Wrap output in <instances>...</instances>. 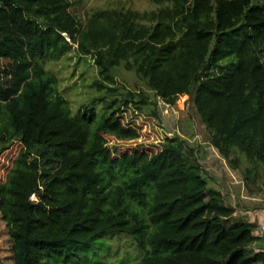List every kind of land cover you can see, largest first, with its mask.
I'll return each instance as SVG.
<instances>
[{"label": "trees", "instance_id": "1", "mask_svg": "<svg viewBox=\"0 0 264 264\" xmlns=\"http://www.w3.org/2000/svg\"><path fill=\"white\" fill-rule=\"evenodd\" d=\"M79 0H0V182L11 264H102L111 239L135 245L131 264H264L255 223L208 187L195 149L166 137L156 152H118L126 120L186 97L209 143L243 179L264 171V0H152L149 10ZM89 62L96 78L76 110L50 65ZM122 67L145 91L121 88ZM83 84V83H82ZM151 94V95H150Z\"/></svg>", "mask_w": 264, "mask_h": 264}, {"label": "rangeland", "instance_id": "2", "mask_svg": "<svg viewBox=\"0 0 264 264\" xmlns=\"http://www.w3.org/2000/svg\"><path fill=\"white\" fill-rule=\"evenodd\" d=\"M152 0H79L73 2L71 12L77 18H83L85 12L98 9H132L149 10L154 7ZM71 60L50 65L52 72L59 78L58 89L67 99L71 109L76 108L88 99L87 84L96 78V71L89 62H78L73 56ZM116 81L119 87L130 90L145 91L142 81L135 75L126 72L122 67L116 70ZM83 83V84H82ZM151 95V94H150ZM157 101V107H150L143 113L130 111L126 120L134 125L139 133L135 140H118L107 136L109 145L116 146L118 152L138 148L147 153L156 152L166 137H179L195 149L197 164L204 172L208 187L217 189L223 194L226 205L235 209L234 216L257 225L254 235L261 237L254 248L264 244V234H260L259 226L264 223V171L263 177L255 184H246L243 179L245 159L239 155L238 167H233L224 160L209 143V133L202 125L193 106L186 97L180 98L175 105L169 106ZM15 146L0 157V182L4 181L7 170L17 154ZM10 240L5 223L0 218V264H11ZM137 257L135 245L126 236L111 239L103 256L102 264H131Z\"/></svg>", "mask_w": 264, "mask_h": 264}, {"label": "built area", "instance_id": "3", "mask_svg": "<svg viewBox=\"0 0 264 264\" xmlns=\"http://www.w3.org/2000/svg\"><path fill=\"white\" fill-rule=\"evenodd\" d=\"M259 228L260 234H264V223L260 225Z\"/></svg>", "mask_w": 264, "mask_h": 264}, {"label": "crops", "instance_id": "4", "mask_svg": "<svg viewBox=\"0 0 264 264\" xmlns=\"http://www.w3.org/2000/svg\"><path fill=\"white\" fill-rule=\"evenodd\" d=\"M256 243H257V242H256ZM259 245H264V244H260V243H259ZM259 248H260V247H259ZM259 248H258V249H259Z\"/></svg>", "mask_w": 264, "mask_h": 264}]
</instances>
